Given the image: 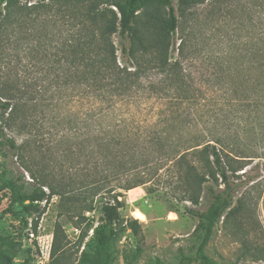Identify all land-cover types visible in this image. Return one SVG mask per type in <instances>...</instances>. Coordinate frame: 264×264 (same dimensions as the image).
Masks as SVG:
<instances>
[{
  "label": "trees",
  "instance_id": "obj_1",
  "mask_svg": "<svg viewBox=\"0 0 264 264\" xmlns=\"http://www.w3.org/2000/svg\"><path fill=\"white\" fill-rule=\"evenodd\" d=\"M206 3L207 0H179L178 10L183 15L193 5L198 9ZM207 5L211 6L210 2ZM26 19L32 20V30L42 23L46 28L53 22L58 32L55 53L45 47L37 30L29 37L38 41L42 38L37 53L51 65L46 73L44 69L41 73L45 78L52 77L54 96H60L59 102L64 106L71 104L76 109L73 112L71 106L67 108L68 124L74 130L82 125L87 134L82 142L87 150L86 178L82 183L87 197L77 217L86 220L84 211L92 209L97 196L104 200L112 198L102 203V224L94 230V241L104 246L105 251L102 257L91 250L84 251L80 264H109L108 250L122 231L141 235L137 220L125 221L121 217L123 203L119 198L123 191L146 187L151 195L159 191L160 184L172 192L171 197L198 206L207 182L214 184L209 189L212 200L207 211L186 206L187 213L200 221L194 232L196 260L199 264H217L205 255L204 248L216 224L225 216L227 222L240 221L239 260L264 263V230L259 224L250 229L241 223L252 211L251 205L246 197L237 199L234 205L237 190L230 182L256 157L233 144L229 132H217L214 138L192 134L196 130L193 128L196 122L189 120L193 118L192 107L199 108L205 102L200 87L196 86L195 96L182 61L173 56L176 50L181 53L183 43L177 46L180 20L174 0H25L24 3L0 0V37L8 34V26L20 27L27 23ZM62 26L65 31H61ZM116 35L123 62H119L117 55ZM260 37L257 44L250 42L246 53L229 57L230 65L236 68L228 67L223 82L227 94L237 92L238 100L232 98L230 103L248 111L251 120L256 117L251 130H264V25ZM254 72H258L257 78L253 77ZM16 85L0 84V158H6L12 151L18 155L20 151L15 139L5 133L17 112V98L12 96ZM61 103H58L60 110ZM215 120L207 123L215 126ZM1 171V191L11 194L24 214L40 218L44 213L41 203L48 202L49 197L43 187L28 185L24 189L23 178L14 177L7 168ZM222 185L223 190L215 189ZM62 199L71 202L75 198ZM27 225L26 220L24 226ZM37 225L35 221L34 229ZM63 233L58 226L53 264H71L63 256L55 257L61 251L57 241ZM21 246V242L9 236H0V264H33L31 249H27L29 254L23 261L15 262ZM141 252L137 248L133 259H138ZM181 257L187 260L183 250ZM157 264L163 263L157 260Z\"/></svg>",
  "mask_w": 264,
  "mask_h": 264
},
{
  "label": "rangeland",
  "instance_id": "obj_2",
  "mask_svg": "<svg viewBox=\"0 0 264 264\" xmlns=\"http://www.w3.org/2000/svg\"><path fill=\"white\" fill-rule=\"evenodd\" d=\"M21 2L24 3L25 0ZM209 2L211 6L207 5ZM174 4L180 20L177 46L181 41L183 43L180 56L177 50L173 56L182 61L186 78L194 87L195 96L196 86L200 87L205 102L199 108L192 107L193 118L190 117L189 120L196 122L193 127L196 130H192V134H208L214 138L218 136L217 132H229L234 138L233 144L251 151L256 157L247 162L244 171L239 172L238 177H232L230 182L237 190L234 205L237 199L245 197L248 205H251L252 211L248 212L245 216L247 219L241 223L250 229L259 224L264 230V130H251L255 126L251 123L256 117L251 120L248 111L244 112L242 107L231 104L230 99L238 100L235 97L237 92L230 91L227 94V88L223 87L226 71L232 66L229 57L236 53H246L251 46L250 42L257 44L261 38L264 0H207L206 5L196 9L195 4L183 15L178 10L179 0H174ZM30 21L32 20L26 19L24 22L27 23L20 27L8 26V34L0 37V84H17L16 90L12 88V96L17 98V112L5 133L14 138L20 147L18 155L13 151L9 152L6 158H0V164H4L3 168H7L14 177L23 178L21 183L24 184V189L28 185L40 186L49 197L48 202L41 204L44 211L42 216L29 217L23 213L21 205L13 201L10 193L1 191L0 181V236H9L21 242V249L15 259L18 263L29 254L27 247H23L26 244V220L29 223L32 219L33 228L35 221L38 223L37 227L42 223L43 228L54 235V242L56 228L61 226L64 233L57 241V248L61 247V251L55 257L63 256L71 264H80L84 251L91 250L101 257L105 251L104 246L94 241V230L102 224V203L112 201V198L104 200L97 196L92 209L84 211L86 220L77 217L81 204L87 197L82 185L86 178L84 167L87 153L82 142L87 134L82 130V125L79 130H74L68 124L66 118L69 114L66 111L71 104L64 106L59 102L60 96H54L52 77L45 78L41 73V69L46 73L51 65L37 53L38 46L43 44L42 38H38V41L37 38L33 40L29 37L37 30L44 38L45 47L55 53L58 32L53 22L50 21L46 28L42 23L34 31ZM60 29L66 30L65 26ZM114 41L119 62H123L118 35L114 36ZM232 68L235 70L236 67ZM253 77L257 78L258 72H254ZM253 85L256 86V81ZM239 95L242 96V93ZM217 101L219 103L215 105ZM58 103L62 104V110L58 108ZM71 108L73 112L76 110L72 106ZM252 115H256L254 109ZM214 119L215 126L207 123ZM261 128L262 125L259 129ZM3 168L0 167V172ZM252 178L255 181L251 183ZM159 186V191L151 195L147 194L146 187L123 191V196L119 198L123 203L121 217L125 221L137 220L142 232L140 236H134L131 230L122 231L108 250L109 264H157V260L163 264H199L195 258L194 232L200 221L187 213L186 206L206 212L212 200L209 189L214 184H204L198 206L180 202L171 197L170 190L160 184ZM215 189L221 191L224 186H217ZM65 196L75 199L65 202L62 199ZM239 222H227L225 216L222 217L204 248L205 255L217 264H264L250 259L239 260ZM73 229L79 230V237L72 233ZM242 232L243 228L241 234ZM82 236L85 237L81 239ZM137 248H141V255L138 259H133ZM182 250L187 260H182Z\"/></svg>",
  "mask_w": 264,
  "mask_h": 264
},
{
  "label": "built area",
  "instance_id": "obj_3",
  "mask_svg": "<svg viewBox=\"0 0 264 264\" xmlns=\"http://www.w3.org/2000/svg\"><path fill=\"white\" fill-rule=\"evenodd\" d=\"M43 203L44 202L41 204ZM72 231V233L79 237L80 232L78 229H73ZM24 236L26 244H24L23 247L31 249V256L34 260V264H50L52 260L54 235L47 232L45 228H43L42 223L39 224L37 229H34L32 219H30L24 230Z\"/></svg>",
  "mask_w": 264,
  "mask_h": 264
}]
</instances>
